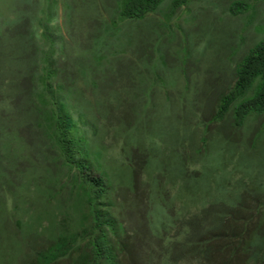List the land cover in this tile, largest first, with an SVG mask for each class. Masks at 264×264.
I'll return each instance as SVG.
<instances>
[{
  "label": "rangeland",
  "instance_id": "obj_1",
  "mask_svg": "<svg viewBox=\"0 0 264 264\" xmlns=\"http://www.w3.org/2000/svg\"><path fill=\"white\" fill-rule=\"evenodd\" d=\"M174 1L165 5L168 14ZM181 1L170 19L164 13L131 25L142 24L148 39L155 35L154 20L163 22L166 85L158 82L150 90L147 80L137 101L126 75H120L110 85L119 99L109 113L95 103H105L111 87L98 98L86 80L77 84L87 108L86 123L80 122V127L89 142L90 174L110 186V197L101 200L99 208L107 212L105 221L120 225L117 239L138 264H162L169 243L221 235L223 224L236 222L232 218L240 205L248 206L244 217L253 225L264 212V116L248 117L240 129L231 118L232 110L224 121L213 122L220 96L236 83L235 64L264 40V0H238L249 7L241 15L229 11L237 0ZM59 3L53 25L62 27L67 52L64 75L70 80L74 66L89 57L84 49L93 42H83L90 33L88 21L75 19L69 24L62 18L65 3ZM13 12L14 0H0L1 63L6 66L0 76V220L11 218L5 224L0 221V264H22L26 251L31 255L46 250L63 233H77L84 250L100 235L78 173L64 164L56 145L40 147L42 130L31 124L36 117L15 108L16 102L23 104L28 79H18L15 69L8 70L13 51L6 49L10 28L5 23L13 19ZM158 38L153 36L152 41L157 44ZM148 94L153 98L147 102ZM144 151L159 155L157 167L149 162L145 168ZM108 236L113 238L110 232ZM183 248L176 250L169 264H224L200 263ZM254 254L247 264H264L262 251L255 258ZM72 256L73 263L81 253Z\"/></svg>",
  "mask_w": 264,
  "mask_h": 264
},
{
  "label": "trees",
  "instance_id": "obj_2",
  "mask_svg": "<svg viewBox=\"0 0 264 264\" xmlns=\"http://www.w3.org/2000/svg\"><path fill=\"white\" fill-rule=\"evenodd\" d=\"M59 1L65 3L63 20H67L69 24L77 22L75 19L88 21L90 33L83 42L85 40L93 42V46L84 49L90 58L85 57L83 62L80 64L78 62L74 66L70 80L64 75L67 71L64 64L67 52L62 27L53 25V21L57 20ZM168 1L14 0L13 19H8L5 23L10 28L4 39L6 49L13 51L11 54L13 60L10 61L8 70L12 72L15 69L18 79H28L26 81L28 92L22 94L23 104L19 102L15 104L12 100L11 103L15 104V108L21 113L23 111L27 115L30 113L29 115L33 117L29 115L28 117L31 119L36 117L35 120H31V124L42 130V136L39 138L40 147L43 148L42 144L46 143L56 145L64 164L78 173V182L91 209V217H94L100 228L98 238L89 241L85 250L79 245L80 238L77 233L70 236L63 233L57 240L52 241L46 250L31 255L26 251L22 264H70L72 255L79 251L81 256L72 264H138L132 255L128 257L122 240L117 239L120 225L109 218L105 221L104 215L107 212L104 213L99 208V202L105 197H110V186L100 178H92L90 174L92 166L89 161V142L80 127V122L86 123L84 119L87 108L83 105L84 93L77 84L86 80V83L93 88L94 96L98 98L111 87V97L107 96L105 103L101 100L95 103L98 108L106 107L109 113L119 99L114 95L115 88L110 85H113V80L120 75H126L129 88L135 90L133 93L137 101L142 96L141 88L147 80L150 82V90L156 89L158 82L166 85L163 73L167 64L164 46L160 41V34L165 28L163 22L154 20L156 31L153 36L158 35V45L152 41L153 36L147 39L148 35H143L142 24L131 25L134 22L147 23L151 16L164 13L165 17L170 19L171 15L182 6L183 1L172 2V6H169L171 10L169 14L165 12ZM248 9L245 1L237 0L231 4L229 11L234 15H241ZM81 14L84 15L78 17ZM97 14L99 17L95 18ZM135 32L140 33V36L137 37ZM42 46L46 48L43 49ZM130 49L133 53L129 52ZM2 57L3 53L0 50V76L6 70V66L3 67L1 63ZM188 57L186 56L187 60L182 65L184 75L188 72ZM120 63L122 68L118 67ZM234 69L236 83L234 87L229 88V92L220 96L213 122L224 121L232 110L231 118L235 127L240 129L245 125L248 117L264 116V40L250 49L247 55L235 64ZM185 80L188 82L187 77ZM2 86L0 89L3 88ZM151 98L153 95L148 94L144 99L148 102ZM150 141L155 144L154 138ZM131 143L135 142L131 140ZM128 144L126 148L129 149ZM131 147L133 149V146ZM9 148L11 149L10 146ZM144 152L145 168L149 162L155 166L159 155L156 152ZM247 209L248 206L240 205L234 212L236 218H232L236 222L223 224L221 235H209L198 241L191 239L182 243H169L166 252L168 254L164 253L162 264H169L176 250L183 247L186 253L197 256L200 263L223 261L224 264H247L254 253V258L258 256L260 250L264 259V212H260L263 217L258 221L259 223L253 225L244 217ZM5 219L2 217L0 220L2 224L8 223L11 218ZM108 232L113 235L112 239L109 238Z\"/></svg>",
  "mask_w": 264,
  "mask_h": 264
}]
</instances>
